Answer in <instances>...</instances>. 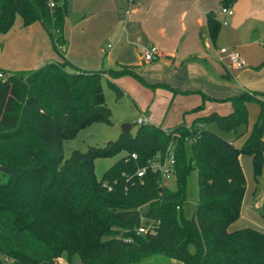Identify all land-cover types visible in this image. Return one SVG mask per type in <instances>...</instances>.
I'll return each mask as SVG.
<instances>
[{"label":"trees","instance_id":"obj_1","mask_svg":"<svg viewBox=\"0 0 264 264\" xmlns=\"http://www.w3.org/2000/svg\"><path fill=\"white\" fill-rule=\"evenodd\" d=\"M52 1L53 6L49 0H0V34L12 31L17 17L21 27L40 21L59 52L68 5ZM235 1L221 0V7ZM207 26L215 39L222 26L215 11L208 13ZM0 72L6 75L0 77V264H57L63 255L72 264V256L80 264H140L154 254L182 264H264V231L231 228L247 188L241 153L253 157L256 178L264 166V99L258 94L246 91L230 98L231 112L198 116L192 128L145 122L135 134L120 132L103 146L74 149L64 158L65 140L91 123H112L102 80L116 101L123 90L105 72L147 82L128 66L70 71L57 61L24 73ZM251 101H258L261 111L238 148L213 127L236 138L246 135L239 128L248 123ZM188 138L193 140L191 158ZM172 152L175 190L149 170L140 179L134 176L155 155L167 162ZM118 154L97 179L94 161ZM192 170L197 171L198 204L194 217L186 218ZM151 222H158L155 233H138L139 226Z\"/></svg>","mask_w":264,"mask_h":264},{"label":"crops","instance_id":"obj_2","mask_svg":"<svg viewBox=\"0 0 264 264\" xmlns=\"http://www.w3.org/2000/svg\"><path fill=\"white\" fill-rule=\"evenodd\" d=\"M231 7L235 14L213 39L207 15L215 11L223 20L221 0H69L59 52L43 23L21 27L19 20L0 34V69L24 73L54 61L70 71L128 66L148 85L130 75L111 79L137 100L147 122L164 129L187 125L194 116L231 112L230 98L250 91L237 69L250 73L251 36L264 41V0H236ZM148 46L157 50L151 61L142 57ZM222 47L238 48L247 67L232 65L219 52ZM126 78L131 81L123 83Z\"/></svg>","mask_w":264,"mask_h":264},{"label":"rangeland","instance_id":"obj_3","mask_svg":"<svg viewBox=\"0 0 264 264\" xmlns=\"http://www.w3.org/2000/svg\"><path fill=\"white\" fill-rule=\"evenodd\" d=\"M67 5L68 10L67 15L65 16L66 18L69 14V0L67 1ZM18 22L19 18L17 17L15 25H17ZM221 23L225 26L222 20ZM253 38L254 36H251L250 39V57L252 60L248 61L250 73L241 74V70L237 69V75L240 76L241 79L239 80V82L245 86V89H249L251 93L264 95V41H254ZM229 51L239 53L241 57L244 58V54L238 48L231 49ZM105 70L114 71L117 69ZM105 73L108 78H112L113 72H110V74L108 72ZM2 76L6 75H3L0 72V77ZM25 80L26 76L23 78V81ZM127 80L131 81L129 78H126L123 79L122 82H128ZM128 86H130L131 88H135L131 83L128 84ZM119 87L122 89L121 86ZM102 88L104 94V101L111 110V125L96 122L91 123L82 128L73 138L65 140L63 142L64 158H67L70 155L71 151L74 149L85 151L89 146H103L106 142L115 140L120 134V132H122V125L124 123H130L132 125L130 132L132 134H135L136 129L138 127V124L135 121L137 120L138 115L140 114L138 109L139 107L136 105V103L133 102V100L135 101L136 99H133V96L128 91L122 89L123 97L120 100L116 101L115 93L109 89L107 81L105 79L102 80ZM144 110H146V108ZM248 110V123L243 124L239 128V132H246V135L252 130L254 124L258 120L261 111L260 103L258 101H251L249 103ZM194 118L195 116L192 117L190 121H187V126L189 128L193 127V123L195 120ZM213 130L225 137L234 139L238 148H241V146L243 145H241V142L243 141L242 138L245 135L240 138H236L235 133H228L222 131L217 126H214ZM192 144V138H188L186 143L188 158H191L193 155ZM120 156L121 154L112 157L97 158L94 161V172L97 179H100L103 173ZM241 164L245 172L247 188L243 198L240 215L231 224V228L239 229L252 226L264 229V166L256 178L254 172L253 157L249 153H241ZM164 185L170 190H175L177 187V179L175 177L170 178L165 181ZM197 204V171L192 170L187 178L186 202L183 205V214L186 218L194 217L197 209ZM141 209L144 210L143 207ZM191 249L194 250V247L192 246ZM71 258L73 259V264H80L79 260L76 257L72 256ZM56 261L57 264H72L66 260L64 255L59 257ZM140 264H181V262L175 259L165 257L162 254H154L143 258Z\"/></svg>","mask_w":264,"mask_h":264},{"label":"built area","instance_id":"obj_4","mask_svg":"<svg viewBox=\"0 0 264 264\" xmlns=\"http://www.w3.org/2000/svg\"><path fill=\"white\" fill-rule=\"evenodd\" d=\"M50 1V6H53L54 3L52 0ZM221 12L225 15L222 22L223 24L227 25L229 24L230 18L235 14V11L232 7H222ZM156 48L154 46H148L146 47L142 52V57L145 61H151L154 59ZM219 52L224 56L232 65L238 67V68H244L247 67V61L241 57L239 53L229 51L228 48L222 47L220 48ZM137 124L145 123L147 122V115H140L138 116L137 120L135 121ZM132 158H136V154H131ZM175 155L172 152L170 159L167 162H163L161 160V156L155 155L151 159L147 161V163L139 168L134 176H136L138 179L142 178L146 171L152 172V174L159 178L161 180V183L164 185L165 181L175 177L176 178V170H175ZM133 177V175L131 176ZM109 182L103 181L102 185L106 187L108 190L112 189V186L108 184ZM158 225V222H151L150 225H141L138 227V233H155L156 227Z\"/></svg>","mask_w":264,"mask_h":264},{"label":"water","instance_id":"obj_5","mask_svg":"<svg viewBox=\"0 0 264 264\" xmlns=\"http://www.w3.org/2000/svg\"><path fill=\"white\" fill-rule=\"evenodd\" d=\"M131 128H132V125L130 123H124L122 125V132L128 133L130 132Z\"/></svg>","mask_w":264,"mask_h":264}]
</instances>
